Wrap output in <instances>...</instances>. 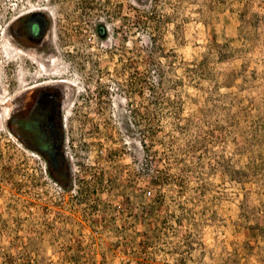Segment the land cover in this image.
Returning <instances> with one entry per match:
<instances>
[{"label": "rangeland", "instance_id": "1", "mask_svg": "<svg viewBox=\"0 0 264 264\" xmlns=\"http://www.w3.org/2000/svg\"><path fill=\"white\" fill-rule=\"evenodd\" d=\"M54 80L68 188L7 126ZM0 264H264V0H0Z\"/></svg>", "mask_w": 264, "mask_h": 264}, {"label": "flooded vegetation", "instance_id": "2", "mask_svg": "<svg viewBox=\"0 0 264 264\" xmlns=\"http://www.w3.org/2000/svg\"><path fill=\"white\" fill-rule=\"evenodd\" d=\"M52 21L42 9L21 15L10 27L20 47L45 53ZM74 89L66 80L44 81L28 86L12 98L7 120L9 130L27 152L35 155L59 184H71L67 121Z\"/></svg>", "mask_w": 264, "mask_h": 264}, {"label": "trees", "instance_id": "3", "mask_svg": "<svg viewBox=\"0 0 264 264\" xmlns=\"http://www.w3.org/2000/svg\"><path fill=\"white\" fill-rule=\"evenodd\" d=\"M105 33H106V30H105V28L104 27H102V29L100 30V32H99V34L103 37L104 35H105ZM64 188H68V186H64V185H62Z\"/></svg>", "mask_w": 264, "mask_h": 264}]
</instances>
